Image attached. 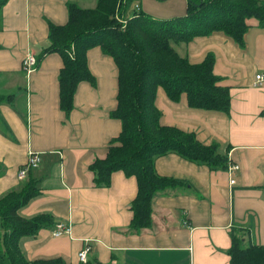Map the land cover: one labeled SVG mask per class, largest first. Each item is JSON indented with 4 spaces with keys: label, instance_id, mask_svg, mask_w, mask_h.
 Segmentation results:
<instances>
[{
    "label": "crops",
    "instance_id": "0c3cea01",
    "mask_svg": "<svg viewBox=\"0 0 264 264\" xmlns=\"http://www.w3.org/2000/svg\"><path fill=\"white\" fill-rule=\"evenodd\" d=\"M69 1L82 7L96 3L7 0L0 13V92L13 94L11 101L0 104V195L34 177L41 191L19 212L53 217L50 225L19 237L23 254L28 259L60 256L76 264L87 242V260L103 263L230 264L233 226L247 228L246 239L264 244V83L254 84L255 74L264 72V26L248 18L243 45L222 30L175 44L191 61L214 52V71L229 88L230 106L227 112L190 107L185 93L172 100L158 86L160 122L194 131L201 142L217 143L228 164L238 167L210 168L173 151L155 156L156 172L186 183L158 191L152 199L151 225L130 232L136 176L117 169L109 184L98 186L89 166L106 155L109 141L121 130V120L110 115L117 93L114 59L99 45L87 50L95 81H78L69 111L59 106L58 52L44 53L29 73L22 69L24 56H38L48 44L49 23L67 21ZM138 3L162 18L182 15L187 6V0ZM30 151L40 154L39 164L19 179L18 169ZM57 222L69 230L54 235Z\"/></svg>",
    "mask_w": 264,
    "mask_h": 264
},
{
    "label": "trees",
    "instance_id": "16d2710c",
    "mask_svg": "<svg viewBox=\"0 0 264 264\" xmlns=\"http://www.w3.org/2000/svg\"><path fill=\"white\" fill-rule=\"evenodd\" d=\"M6 1L0 0V13ZM135 1L96 0L92 7L69 1L67 21L49 23V42L36 56L39 60L51 51L61 55L59 106L65 111L73 106L78 81H95L87 50L99 45L114 59L117 93L110 115L121 120V130L109 141L106 155L96 157L89 166L98 186L109 184L111 173L117 169L136 176L130 232L151 225L152 199L158 191L186 183L182 178L156 172L155 156L173 151L210 168L228 166L227 156L219 153L217 143L201 142L194 131L160 122L161 111L155 103L158 86L172 100L185 93L190 107L227 112L230 106L229 88L219 82L221 75L214 71V52L209 50L201 60L191 61L175 44L222 30L243 45L248 18H256L264 26V0H187L185 13L169 18L153 16L136 7ZM131 4L134 7L127 14ZM12 98V93L0 92V104ZM38 182L28 177L21 188L0 195V264H69L60 256L28 259L19 247L21 235L34 234L53 222L50 213L25 217L19 212L41 191ZM248 235L245 227L231 228L227 248L230 264H264V244L246 239ZM76 264L110 263L94 259Z\"/></svg>",
    "mask_w": 264,
    "mask_h": 264
},
{
    "label": "built area",
    "instance_id": "2783aa9c",
    "mask_svg": "<svg viewBox=\"0 0 264 264\" xmlns=\"http://www.w3.org/2000/svg\"><path fill=\"white\" fill-rule=\"evenodd\" d=\"M135 6L139 7L138 3H135ZM36 65H37V57L33 54L29 53L26 56H24V58L22 59V69L26 73H29L30 71L35 69ZM263 83H264V72L256 73L254 84L261 85ZM39 161H40V154L35 151H30L27 160L18 169V173H17L18 178L22 179L25 175H27L29 169L36 167L39 164ZM237 167L238 164L229 163L227 169L232 170ZM229 181L230 183H233L234 179L230 178ZM68 230H69V225L63 222H57L55 227L53 228V234L59 235ZM90 248H91L90 244L86 242L84 246L78 251L79 261L87 260V253L90 250Z\"/></svg>",
    "mask_w": 264,
    "mask_h": 264
},
{
    "label": "rangeland",
    "instance_id": "374dc122",
    "mask_svg": "<svg viewBox=\"0 0 264 264\" xmlns=\"http://www.w3.org/2000/svg\"><path fill=\"white\" fill-rule=\"evenodd\" d=\"M87 1H89V0H86V3H89V4H87V6H91V5H93L95 3V2H93V4H92V2H87ZM138 1L139 0H137L135 2H138ZM133 7H134V4L129 5L128 9H127V12L130 13L131 12V8L133 9ZM25 177H26V175L23 178H25ZM19 179H21V178H19Z\"/></svg>",
    "mask_w": 264,
    "mask_h": 264
}]
</instances>
